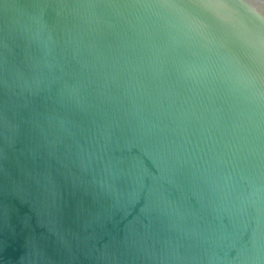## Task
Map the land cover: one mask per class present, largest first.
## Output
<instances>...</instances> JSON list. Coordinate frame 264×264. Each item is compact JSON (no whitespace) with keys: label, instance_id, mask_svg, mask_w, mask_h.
I'll list each match as a JSON object with an SVG mask.
<instances>
[{"label":"water","instance_id":"obj_1","mask_svg":"<svg viewBox=\"0 0 264 264\" xmlns=\"http://www.w3.org/2000/svg\"><path fill=\"white\" fill-rule=\"evenodd\" d=\"M0 264H264V0H0Z\"/></svg>","mask_w":264,"mask_h":264}]
</instances>
